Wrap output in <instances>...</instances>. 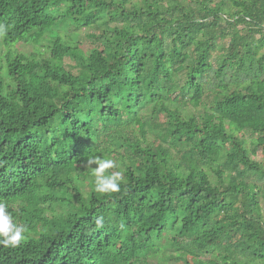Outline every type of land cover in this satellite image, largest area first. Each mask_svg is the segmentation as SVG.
<instances>
[{"label":"trees","instance_id":"trees-1","mask_svg":"<svg viewBox=\"0 0 264 264\" xmlns=\"http://www.w3.org/2000/svg\"><path fill=\"white\" fill-rule=\"evenodd\" d=\"M0 23V200L26 228L0 264H264V0H0Z\"/></svg>","mask_w":264,"mask_h":264},{"label":"clouds","instance_id":"clouds-1","mask_svg":"<svg viewBox=\"0 0 264 264\" xmlns=\"http://www.w3.org/2000/svg\"><path fill=\"white\" fill-rule=\"evenodd\" d=\"M10 26L0 23V37L6 36ZM96 164L98 167L93 169L95 177V191L106 194L109 192L120 191V183L123 180L122 173L114 172L105 175L106 170L114 168L115 162L109 158L100 156L89 157L88 164ZM103 217L95 220L97 227H103ZM26 228L14 222L11 213L8 212V205L0 200V244L5 247H18L25 239Z\"/></svg>","mask_w":264,"mask_h":264},{"label":"rangeland","instance_id":"rangeland-1","mask_svg":"<svg viewBox=\"0 0 264 264\" xmlns=\"http://www.w3.org/2000/svg\"><path fill=\"white\" fill-rule=\"evenodd\" d=\"M18 47H19L20 49H23V50L27 51V50H30V49H31L32 45H31V44L23 43V44H19ZM258 158H259V159L262 158V154H261V153H259Z\"/></svg>","mask_w":264,"mask_h":264}]
</instances>
